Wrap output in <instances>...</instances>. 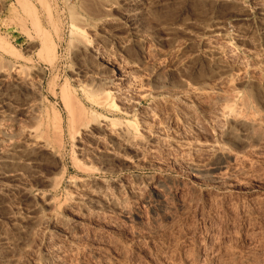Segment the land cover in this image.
I'll return each mask as SVG.
<instances>
[{"label": "rangeland", "instance_id": "obj_1", "mask_svg": "<svg viewBox=\"0 0 264 264\" xmlns=\"http://www.w3.org/2000/svg\"><path fill=\"white\" fill-rule=\"evenodd\" d=\"M0 61V264H264V0H0Z\"/></svg>", "mask_w": 264, "mask_h": 264}, {"label": "bare ground", "instance_id": "obj_2", "mask_svg": "<svg viewBox=\"0 0 264 264\" xmlns=\"http://www.w3.org/2000/svg\"><path fill=\"white\" fill-rule=\"evenodd\" d=\"M75 35L77 37V41H78L79 46L81 47V49L83 51H87L88 50V44H87L88 40H87V36H86L85 32L82 31V30H77L75 32ZM43 50L50 57V62L53 63L55 58H56V48H55V46L50 43V44H48V46H45L43 48ZM2 61H0V81L2 83L1 84L2 87L0 86L2 92H0V94H2L3 98H4V97H7V95L9 96L11 93L16 91V92L21 93V95L25 96L26 98H29V96H30L31 92H33V90L31 88L32 85L28 81V74L26 72L27 69L25 67H20L21 68L20 72L18 70L19 74L21 75L20 79L18 78L19 80L17 79L16 82L14 84H12V85H8V84L5 85V84H3V82H5V77L7 78V77H9L11 75V70L13 69V66L9 65V64L5 65V63L2 64L1 63ZM22 68H24L26 70H24ZM62 97H63L64 103H65V106H66V110H68L70 112V110H71L70 109V105H71V101H72L71 97L67 93H63ZM4 99H2V98L0 99L1 100L0 108H2V109L6 105ZM107 101H108V99H105V101H104L105 103L104 104H107ZM94 123H96L98 125V127H101V126L116 127L118 125L115 120L110 119L109 117H103L101 115H96L95 117H93L89 121H87V120H79L77 131H80L82 129L90 128L91 126L94 125ZM229 134L231 136H234L235 138H240V135L238 133H235L233 130H230ZM58 136H61V132L60 131L58 132ZM218 158H219L218 161L219 160L220 161L217 164H215L214 166L206 168V169H203V170H198V171L199 172L202 171V172H204L206 174H209L211 176L216 175L218 172H220V171H222L224 169V166L226 164V156H223V153L220 154L218 156ZM157 186H158L159 192L155 193L153 202L155 201L157 203V205H159L161 208H163L164 207L165 197H166V194H167V185H166L165 182L160 181Z\"/></svg>", "mask_w": 264, "mask_h": 264}]
</instances>
